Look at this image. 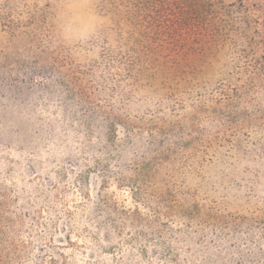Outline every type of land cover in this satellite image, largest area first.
Returning a JSON list of instances; mask_svg holds the SVG:
<instances>
[{
    "label": "trees",
    "instance_id": "obj_1",
    "mask_svg": "<svg viewBox=\"0 0 264 264\" xmlns=\"http://www.w3.org/2000/svg\"><path fill=\"white\" fill-rule=\"evenodd\" d=\"M22 7L6 14L1 37L35 45L37 69L14 76L46 73L58 86L19 96L23 122L47 136L66 124L86 156L77 172L76 148L58 158L83 200L72 205L86 217L85 263L131 264L114 246L128 226L158 261L232 264L242 224L258 221V260L238 264H264V0H97L104 25L73 43L35 4ZM14 252L0 234V264Z\"/></svg>",
    "mask_w": 264,
    "mask_h": 264
},
{
    "label": "rangeland",
    "instance_id": "obj_2",
    "mask_svg": "<svg viewBox=\"0 0 264 264\" xmlns=\"http://www.w3.org/2000/svg\"><path fill=\"white\" fill-rule=\"evenodd\" d=\"M96 1L0 0V234L15 251L11 264H86L88 256L83 246L86 217L82 210L74 209L80 198L75 191L68 192L66 185L75 176L72 171L83 170L87 161L75 146L76 141L66 124H58L60 126L47 136L44 132H35L30 122H23L21 113L26 105H22L21 98L35 100L41 95H53L58 86L54 80H48L46 73H35L26 82L20 81L22 71L19 77L12 74L21 67L30 71L37 69L30 54H34L35 45L21 34L13 39L2 38V23L9 12L21 16L20 12H25L22 6L35 4L45 16L44 25L50 26L55 37L64 43H73L104 25V19L94 11ZM24 57L28 59L22 62ZM11 78L15 81L11 82ZM24 92H28V96L22 95ZM47 121H51V125L56 123L53 117L44 114L43 122ZM74 148L78 159L72 170L58 158ZM256 164L264 168L261 161ZM82 203L83 200L78 203L81 209L84 208ZM254 217H258L257 212ZM62 219L66 220L65 225L61 224ZM66 231L73 233V240L67 239ZM114 234L115 253L129 252L131 264H167L150 258L154 255L150 252L143 253L141 242L134 240L131 227L117 228ZM242 236L245 243L240 259L235 256L237 251H232V264L258 260V221L242 224ZM251 242L256 244L254 254L249 251ZM98 254L96 251V257ZM100 258H97L98 263ZM101 260L102 264L111 261Z\"/></svg>",
    "mask_w": 264,
    "mask_h": 264
}]
</instances>
